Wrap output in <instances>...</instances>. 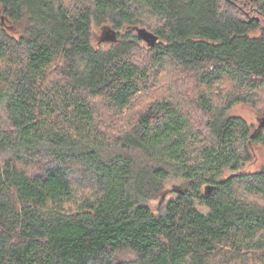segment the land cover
Returning <instances> with one entry per match:
<instances>
[{
  "label": "trees",
  "instance_id": "1",
  "mask_svg": "<svg viewBox=\"0 0 264 264\" xmlns=\"http://www.w3.org/2000/svg\"><path fill=\"white\" fill-rule=\"evenodd\" d=\"M263 101L264 0H0V264H264Z\"/></svg>",
  "mask_w": 264,
  "mask_h": 264
},
{
  "label": "rangeland",
  "instance_id": "2",
  "mask_svg": "<svg viewBox=\"0 0 264 264\" xmlns=\"http://www.w3.org/2000/svg\"><path fill=\"white\" fill-rule=\"evenodd\" d=\"M110 28L104 29L103 27H98L94 34V40L98 41L99 43H104L105 46H107L110 43V39L112 36L114 38L117 37V35L112 33L113 31H109ZM134 35H136L134 31ZM146 43L143 41L142 44H140V51L137 53H142L143 56L146 50ZM159 87L156 92L152 93V95L144 96L140 102L139 105L136 106V109H142L149 101L148 98H155L162 97L166 92L164 91V88L166 86H169L172 83H176V78L173 76H162V78L159 80ZM178 88L180 89L181 93L184 94V98L186 101V106L190 113L193 114L194 120H198L197 118H200L199 115L195 111L194 104H192L193 97L191 94L194 93L193 87L188 83L186 85L178 84ZM174 92H178V90H174ZM135 108V107H134ZM263 112H264V101L263 104H259L256 107H253L248 104H235L228 112L229 115L242 118L248 125L252 126V129H256L258 125L260 124L261 120L263 119ZM251 152L253 155V160L246 164L244 167V171L246 172H254L258 170L262 165H264V146L260 143L254 144L251 147ZM183 188V183L179 179H170L165 182L164 189H163V199H160V197L153 199L149 201L150 206L157 211H161L163 209V202L165 200L173 198L178 189ZM201 211H205L202 207H199Z\"/></svg>",
  "mask_w": 264,
  "mask_h": 264
},
{
  "label": "water",
  "instance_id": "3",
  "mask_svg": "<svg viewBox=\"0 0 264 264\" xmlns=\"http://www.w3.org/2000/svg\"><path fill=\"white\" fill-rule=\"evenodd\" d=\"M136 30L137 36L144 41L147 46L152 47L157 41V36L143 28H134ZM114 34V32H112ZM114 36L111 37L113 39ZM264 124V118L261 120L257 128L261 127Z\"/></svg>",
  "mask_w": 264,
  "mask_h": 264
}]
</instances>
